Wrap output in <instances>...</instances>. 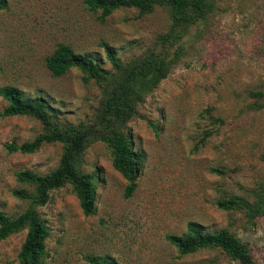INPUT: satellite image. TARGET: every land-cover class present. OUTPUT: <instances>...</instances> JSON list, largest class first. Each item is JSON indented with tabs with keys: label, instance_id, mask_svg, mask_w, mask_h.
<instances>
[{
	"label": "rangeland",
	"instance_id": "374dc122",
	"mask_svg": "<svg viewBox=\"0 0 264 264\" xmlns=\"http://www.w3.org/2000/svg\"><path fill=\"white\" fill-rule=\"evenodd\" d=\"M85 0H7L0 10V92L18 88L61 111L60 123L92 120L102 99L92 81L72 68L51 76L45 59L58 44L111 66L102 42L125 63L153 51L166 61L176 46L183 54L167 77L138 106L125 125L142 155L137 188L125 197L127 181L112 166L101 142L90 144L80 164L97 177L96 212L84 216L69 186L50 192L36 207L49 229L43 264H238L220 249L181 256L166 236L182 235L194 221L205 232L226 230L264 264V214L225 211L216 202L239 196L253 203L264 195V0H214L203 20L166 47L160 36L170 25L160 6L144 15L114 11L106 19ZM6 106L0 97V113ZM43 132L32 117L0 116V210L14 217L30 206L12 195L15 173L40 175L58 166L62 145L44 144L33 154H9L4 144H22ZM215 170L219 172H214ZM26 231L0 242V264H19Z\"/></svg>",
	"mask_w": 264,
	"mask_h": 264
},
{
	"label": "trees",
	"instance_id": "16d2710c",
	"mask_svg": "<svg viewBox=\"0 0 264 264\" xmlns=\"http://www.w3.org/2000/svg\"><path fill=\"white\" fill-rule=\"evenodd\" d=\"M93 10L100 12L104 20L114 11L136 9L140 15L150 13L157 5L165 9L170 25L159 40L163 47L183 38L186 29L203 20L214 7V0H85ZM7 8V0H0V10ZM106 60L111 68L105 69L99 61L76 52L70 45L58 44L45 59V67L52 77L59 78L70 69H77L82 75V82H93L102 92L99 107L92 120L86 123H60L61 111L52 108L42 98H25L16 87H6L0 97L6 106L0 113L2 117H32L42 125L43 132L33 140L17 144H4L9 154H33L42 145L58 143L62 145V154L58 166L46 175H40L25 169L15 173L19 185L25 189H15L12 195L28 200L30 206L23 213L10 217L0 210V242L13 234L26 231L17 259L19 264H43L47 256L46 241L49 229L36 211V207L46 205L50 192L65 186L71 188L79 202L84 216L96 212L97 177L94 173H84L80 169L82 156L86 148L101 142L107 146L112 156V166L127 181L125 197L133 195L137 188V178L143 155L134 149L132 137L125 132L126 123L138 115V106L165 79L172 65H176L183 54V47L176 46L171 58L166 61L153 51L142 57L123 62L116 51L102 42ZM214 172H219L215 170ZM217 208L225 211L239 210L250 217L264 214V195L253 203L239 196L217 201ZM166 240L174 246L179 255H190L201 249H220L231 261L238 264H257L248 249L234 235L226 230L205 232L201 224L189 221L182 235L169 234ZM90 264H116L108 257L90 259Z\"/></svg>",
	"mask_w": 264,
	"mask_h": 264
}]
</instances>
